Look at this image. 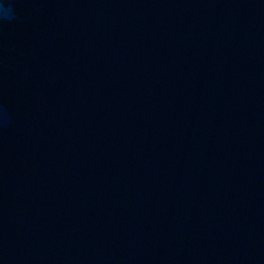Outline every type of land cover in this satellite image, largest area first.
Returning a JSON list of instances; mask_svg holds the SVG:
<instances>
[{
    "label": "water",
    "instance_id": "water-1",
    "mask_svg": "<svg viewBox=\"0 0 264 264\" xmlns=\"http://www.w3.org/2000/svg\"><path fill=\"white\" fill-rule=\"evenodd\" d=\"M0 264H264V0H0Z\"/></svg>",
    "mask_w": 264,
    "mask_h": 264
}]
</instances>
